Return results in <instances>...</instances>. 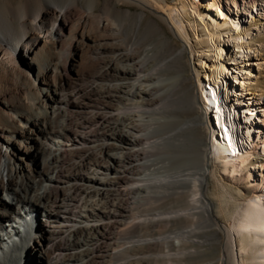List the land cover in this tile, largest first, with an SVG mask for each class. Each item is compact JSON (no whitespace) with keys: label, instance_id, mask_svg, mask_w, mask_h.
<instances>
[{"label":"bare ground","instance_id":"6f19581e","mask_svg":"<svg viewBox=\"0 0 264 264\" xmlns=\"http://www.w3.org/2000/svg\"><path fill=\"white\" fill-rule=\"evenodd\" d=\"M202 1L204 9L196 0H180L174 8L168 0H103L102 39L89 36L103 67L88 89L66 94V77L49 82L55 65L45 56L65 37L71 9L82 2L96 18L99 0H0V66L13 50L14 66L30 80L34 74L39 95L32 113L19 112L8 100L0 105V264L166 262L174 240L183 243L205 228L229 238L223 264H264V194L237 212L230 229L216 224L207 196L211 161L234 175L251 158L248 122L255 110H237L232 74L215 65L204 75L207 81L197 76L198 95L191 98L210 125L206 150L202 117H177L190 108L182 67L189 27L204 28L210 37L200 44L209 47L230 28L229 20L206 21V9L226 16L224 0ZM230 1L238 15L239 1L257 7L255 0ZM240 28L229 29L232 41L248 33ZM151 39L142 57L132 56ZM23 60L28 69L18 64ZM88 110L92 114L83 115ZM191 141L199 147L196 155L187 152L183 162V155L172 154ZM190 165L198 167L195 172ZM173 195L182 196L184 209L164 210ZM37 216L45 218L41 231ZM172 219L191 220V226L156 236ZM157 247L165 251L152 254Z\"/></svg>","mask_w":264,"mask_h":264},{"label":"rangeland","instance_id":"374dc122","mask_svg":"<svg viewBox=\"0 0 264 264\" xmlns=\"http://www.w3.org/2000/svg\"><path fill=\"white\" fill-rule=\"evenodd\" d=\"M10 1L13 5H20L23 3V0ZM102 1L103 0H99L98 6L95 9L96 18H89V8L82 2L76 7H73L66 18L67 26L65 37L58 45L52 46L45 56L49 57L52 64L55 65L54 72L51 73L49 82L51 84H59L62 76L66 77L65 79L68 83V87L66 86V94H71L74 89L83 87H85L84 89H88L94 81L93 76L103 67V64L97 59L93 47L89 44V36L96 40H101L102 38L100 36L104 33L102 27L98 28V20L103 18ZM168 3L173 8L180 6V0H168ZM196 3L199 4L201 8H205L204 1L196 0ZM255 3H257V7L254 8L255 10L251 9L252 12L239 1L238 6L240 15H238L237 9L232 5L230 0H224L222 6L226 16L219 14L215 9H206V15L209 16L208 18L205 17L207 18L206 21L214 20L218 23H224V21L229 20L230 28H223L221 30V39L216 38L215 40L217 42H214L213 46L210 44L211 46L209 47L200 44V41L210 37L208 32L204 28H199L196 31L194 30L196 29L195 27H189V37L186 38L187 41L183 44L185 46L187 45L188 49L182 60V67L184 66L183 69H185V75L188 78V95L191 96L188 98H195V96L198 95L199 77L207 81L204 75L207 74L210 76L215 65L225 66L232 76L236 77L235 79L231 76V79L228 81L229 85L233 86L231 103L234 102V97H239L240 100L236 104L239 112L243 113L248 110L249 105L255 110L252 113H256L255 118L252 119L253 121L249 120L248 122V127L251 128L249 148L252 155L249 161L241 169H237L234 175L223 171L221 161H211L209 165L210 175L208 179L207 196L214 208L216 224L227 229L231 228L237 212L242 209L251 198L264 194V12L262 10L264 8V0H255ZM174 14L176 15L175 12ZM32 22H34V20ZM238 25L241 27V31L248 30V35L246 34L244 37L239 38L240 40L237 39L238 41H232V36L235 32L229 29H234L235 26ZM196 32L199 34L200 39L198 36H195ZM154 42V39L149 40L147 44L145 43L136 49L132 56L135 58L142 57L145 53L144 50ZM176 42L180 45L179 41ZM236 42L239 43L235 44ZM121 46L127 49L124 44ZM214 46L216 48H214ZM9 52L11 58H8L6 61V66H0V94L2 99L0 105L2 106L3 101L8 100L19 112L32 113L33 106L35 105V107H37L39 102L38 92L32 84L34 74L32 75L33 80H30L28 76L21 75L14 66L15 62L14 59H12L14 51L12 50ZM10 59L13 62H11ZM15 60L18 61L19 57L17 56ZM28 62L30 61H27V63ZM19 63L21 65L20 67L28 69L26 67V61L23 60L22 62H18V64ZM197 73L200 74L197 75ZM192 100L193 99L190 100L191 102L188 101L190 108L187 112L177 113V117L188 120L202 117L203 144H201V149L206 150L208 147L205 143L211 132L210 125H208V120H206L198 101L197 104H194ZM89 108H91V106H89ZM90 111L91 110L85 111L83 115H91L92 113ZM77 117L74 120L77 121L81 118L80 116ZM141 129L142 131L145 130L144 124ZM154 140L156 139L151 141ZM198 148L196 144L191 141L185 147H177L172 154L183 155L181 161L184 162V155L189 152L194 156L199 151ZM241 153H243L242 149ZM188 168L190 172H195L198 167L190 165ZM183 201L184 199L181 195H173L168 199L164 210L171 212L184 209L186 205L185 201ZM37 219L39 223L36 226V230L41 231L43 228L42 221H44L45 218L43 216H37ZM189 226H191V220L172 219V221L163 222L160 227L156 229L155 235L159 236L162 233L172 232ZM216 229L219 231L218 228ZM216 229L212 230L210 228H205L199 235H195L190 240L183 243L180 240H174L173 246L170 248L172 257L169 261L157 260L152 261L151 264H223L221 260L224 258L225 248L230 241L222 231L215 234ZM233 246L236 250V244H233ZM155 249L152 251L154 255L165 251L163 247H157ZM32 252L33 251H31V253ZM27 254H29V252ZM232 256L233 259L235 258V261L239 262L235 252H233ZM30 258L33 259V255H31ZM36 264L40 263L37 261Z\"/></svg>","mask_w":264,"mask_h":264}]
</instances>
